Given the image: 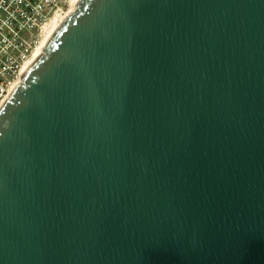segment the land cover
Returning a JSON list of instances; mask_svg holds the SVG:
<instances>
[{
	"label": "water",
	"instance_id": "95a60500",
	"mask_svg": "<svg viewBox=\"0 0 264 264\" xmlns=\"http://www.w3.org/2000/svg\"><path fill=\"white\" fill-rule=\"evenodd\" d=\"M0 105V264H264V0H77Z\"/></svg>",
	"mask_w": 264,
	"mask_h": 264
},
{
	"label": "built area",
	"instance_id": "2783aa9c",
	"mask_svg": "<svg viewBox=\"0 0 264 264\" xmlns=\"http://www.w3.org/2000/svg\"><path fill=\"white\" fill-rule=\"evenodd\" d=\"M69 0H0V105L41 48Z\"/></svg>",
	"mask_w": 264,
	"mask_h": 264
},
{
	"label": "bare ground",
	"instance_id": "6f19581e",
	"mask_svg": "<svg viewBox=\"0 0 264 264\" xmlns=\"http://www.w3.org/2000/svg\"><path fill=\"white\" fill-rule=\"evenodd\" d=\"M69 1H70L71 4H69L70 7H69V9H68V12H69V11L71 10V8L75 5V3H76L77 0H69ZM68 12H67V13H68ZM67 13H66V14H67ZM66 14H65V15H66ZM65 15H64V16H65ZM64 16H63V17H64ZM63 17H62V18H63ZM62 18H60V19L54 21L52 27H55V26L61 21Z\"/></svg>",
	"mask_w": 264,
	"mask_h": 264
}]
</instances>
